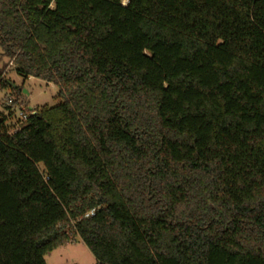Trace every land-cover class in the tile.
<instances>
[{
	"label": "trees",
	"instance_id": "obj_1",
	"mask_svg": "<svg viewBox=\"0 0 264 264\" xmlns=\"http://www.w3.org/2000/svg\"><path fill=\"white\" fill-rule=\"evenodd\" d=\"M0 45L61 98L0 112V264H264V0H0Z\"/></svg>",
	"mask_w": 264,
	"mask_h": 264
},
{
	"label": "rangeland",
	"instance_id": "obj_2",
	"mask_svg": "<svg viewBox=\"0 0 264 264\" xmlns=\"http://www.w3.org/2000/svg\"><path fill=\"white\" fill-rule=\"evenodd\" d=\"M2 53L3 50L0 45V71L3 73V78L12 85L20 87L22 93L20 96L21 100L28 109L50 107L57 105L61 101V98L58 96L59 88L54 83L36 77L24 78L16 72L12 62L8 63V58L3 56ZM6 63L7 66L4 67ZM10 96L16 97L11 87L3 88L0 85V109L2 112L5 111L4 106ZM45 260L47 264L97 263L95 256L79 238H75L67 244L56 248L45 256Z\"/></svg>",
	"mask_w": 264,
	"mask_h": 264
},
{
	"label": "built area",
	"instance_id": "obj_3",
	"mask_svg": "<svg viewBox=\"0 0 264 264\" xmlns=\"http://www.w3.org/2000/svg\"><path fill=\"white\" fill-rule=\"evenodd\" d=\"M5 111L0 112L7 117L5 122L6 134L8 136H12L18 130H20L27 122V119L30 115L36 114L37 111L34 108L28 109L26 105H24L21 98H17L14 96H10L7 99ZM95 211L92 210L86 214V216L94 215Z\"/></svg>",
	"mask_w": 264,
	"mask_h": 264
},
{
	"label": "water",
	"instance_id": "obj_4",
	"mask_svg": "<svg viewBox=\"0 0 264 264\" xmlns=\"http://www.w3.org/2000/svg\"><path fill=\"white\" fill-rule=\"evenodd\" d=\"M14 87H17L16 85H13ZM25 92H27L26 90H25Z\"/></svg>",
	"mask_w": 264,
	"mask_h": 264
}]
</instances>
